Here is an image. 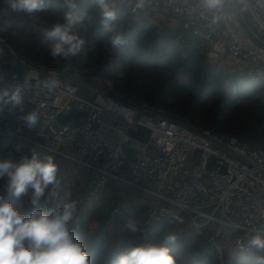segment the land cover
Returning a JSON list of instances; mask_svg holds the SVG:
<instances>
[{"label":"built area","instance_id":"obj_1","mask_svg":"<svg viewBox=\"0 0 264 264\" xmlns=\"http://www.w3.org/2000/svg\"><path fill=\"white\" fill-rule=\"evenodd\" d=\"M255 32L264 39V0H237ZM148 8L172 14L185 31L225 54L234 77L264 80V49L243 32L229 0L215 14L205 13L198 0H152ZM2 14L0 13V22ZM11 49L0 33V85L25 75L31 90L25 112L35 108L41 124L28 129L20 113H0V138L17 140L57 155L87 170L90 187L112 195L121 184L151 197L154 203L142 227L146 238L152 223L195 231L213 228L214 243L223 228L241 232L235 245L253 229L264 232V136L260 146L218 128H193L187 123L135 107L120 96L93 89L84 96L79 79L57 69L19 58L24 71L6 68ZM237 97L238 88L232 87ZM72 118L73 122L65 121ZM142 133L144 137L138 136ZM160 202H164L161 204Z\"/></svg>","mask_w":264,"mask_h":264},{"label":"clouds","instance_id":"obj_2","mask_svg":"<svg viewBox=\"0 0 264 264\" xmlns=\"http://www.w3.org/2000/svg\"><path fill=\"white\" fill-rule=\"evenodd\" d=\"M117 2L132 13L148 7L152 0H62L64 11L48 27L41 44L47 46L53 60L71 62L83 52L86 33L92 23H99L111 33L107 44L113 51L121 50L128 40L123 26L118 23ZM12 13L33 15L44 11L46 0H3ZM92 6L91 12H81V4ZM199 7L208 14H215L222 0H198ZM88 21V24L85 21ZM0 31L4 28L0 26ZM31 82L25 75L22 81L0 85V113L5 109L19 112V119L30 129L41 124L37 108L25 112V101ZM18 159L9 154L0 159V192L19 199L29 194L36 206L30 213L22 212L10 199L0 194V264H91L89 248L76 238L73 227H79V202L66 198L62 204L53 203L59 195L62 181L60 166L52 155L38 152L35 146L27 152L17 148ZM47 192V202L52 206L39 207L40 199ZM124 228L133 236L142 229L137 220L129 218ZM179 235L164 232L156 241L145 240L130 244L115 264H179L170 245H175ZM242 251L256 253L252 264H264V232L253 229L239 242Z\"/></svg>","mask_w":264,"mask_h":264},{"label":"rangeland","instance_id":"obj_3","mask_svg":"<svg viewBox=\"0 0 264 264\" xmlns=\"http://www.w3.org/2000/svg\"><path fill=\"white\" fill-rule=\"evenodd\" d=\"M7 7L8 6L3 3V0H0V13L2 14L0 26L4 28V31H0V33L8 40L11 49L17 54L20 48L26 49L31 46L32 48L37 46V43L39 41L41 42L45 30L50 27L51 24L55 22L57 16L62 14L65 10L60 4L53 7L46 4L44 11L35 12L33 15H24L12 13ZM58 11H60V13ZM128 15L130 16V24L123 29L130 27V25L135 22H146L148 26L156 29V35H160V45L166 44L168 42L166 41L167 35H174L175 32L178 33V35L182 34L184 38L180 46L184 53L189 44L194 45V43L199 42L196 38L185 35L182 30L180 18L172 14H163L155 9L148 8L145 10L144 15L135 16L131 13H128ZM247 19L251 27L255 30L250 19ZM101 28L102 26L100 28L96 27L95 32L94 30L91 32L88 28L83 52L71 62H65L59 59L53 60L48 55V51H43L44 53L41 56L39 55L37 60L27 59V61L34 65L57 69L63 74L76 77L83 85L82 94L84 96H91L93 94V89H105L116 95L124 96L120 91L121 89H118L117 84L107 78L105 74L111 73L117 78L126 77L127 67L125 62L122 61V55L125 53V49L123 47L119 51H113L111 48L106 47L105 50H100L96 42L102 35ZM20 32L21 34H19ZM126 37L129 38V36ZM20 41H25L26 44H22L20 48L17 49ZM151 47L147 49L148 52L151 51ZM199 47L202 48L205 54L206 67H208L211 72L222 74V84L230 91L232 97H236L231 90L233 85H236L238 88L236 101L224 105L220 116L217 118L219 123L214 125V127L222 128L231 121L235 122L236 126L246 122V124L251 126L250 133L248 135H244L247 134L244 133L241 137H244L245 140H243L251 146H260L264 136V80L246 81L243 77L242 80H240L241 77H234L231 74V62L227 59L225 54H220L218 56L212 55L211 47L201 41ZM10 55L11 54L8 52L6 57L7 62L11 61ZM167 87L171 88V84L168 83ZM140 108L147 109L157 115L174 116L175 119H179L188 124L190 123L189 118H184L180 115L152 109L146 105H142ZM212 126L213 125L208 124L207 120L204 119L197 127L206 128ZM18 147L24 152H27L33 146L17 140L0 139V159L8 158L9 154L18 159L20 155V153L16 151ZM37 150L41 156H54L60 166L59 177L62 184L59 195L53 203L62 204L66 198L75 199L79 202V227H73L72 229L76 238L86 232L93 236L102 229L104 222H111L110 224H112L115 217H122L123 215H130V218L134 217L142 229L154 203L151 197L145 196L121 184L113 185L112 195L107 196L103 192L94 190L90 187L91 175L87 170L57 155L42 151L38 148ZM2 184L3 180H0V187H2ZM0 194L3 193L0 192ZM30 195L31 189L29 190V194L23 197L24 199H30ZM41 199L47 204L38 205L39 207L52 206L47 202V192ZM160 203L164 204V202ZM34 208L27 210L25 213L32 212ZM136 213H138V217L135 216ZM214 229L215 227L202 231H195L193 233L190 231L191 227L186 225L183 227L171 226L164 232L174 231L179 235L176 244L169 246L177 257L179 264H188L189 259H191V247H193L196 242H199L200 245L209 244L211 253L218 257L217 259H220L221 264H240L244 261L252 262V257L256 255V253H242L238 252L236 249L235 241L241 235V232L233 231L230 228H223L222 235L214 243H210L209 239ZM141 234L142 232L136 236L132 235L133 237L130 239L129 244L140 243L145 240L156 241L161 237H152L150 239L148 235L145 238L143 234Z\"/></svg>","mask_w":264,"mask_h":264},{"label":"trees","instance_id":"obj_4","mask_svg":"<svg viewBox=\"0 0 264 264\" xmlns=\"http://www.w3.org/2000/svg\"><path fill=\"white\" fill-rule=\"evenodd\" d=\"M46 4L52 7L59 4L63 6L62 0H46ZM116 8L118 13H122L118 23L124 28L130 24V16L128 15L130 10L125 9L118 2ZM92 10L90 4H81L82 13ZM58 12L60 13V11ZM85 23L88 24V21L86 20ZM96 27L100 28L101 25L92 23L88 28L91 32L93 30L95 32ZM123 30L125 36H129V38L126 37L128 43L124 46L125 53L122 55V61L127 67V75L123 78H117L111 73L105 74L107 78L117 84L119 90L121 89L120 91L124 96L120 97L131 104L134 103L137 107L146 105L152 109L189 118L190 123L187 124L193 128H198L197 126L204 119L207 120L208 124L213 125L212 128H217L214 125L219 123L217 118L220 116L224 105L234 103L237 97H232L230 91L223 86L222 74L211 72L206 67L205 54L199 47L201 40L196 38L199 42L194 43V45L189 44L184 53L180 48L182 41H184L182 34L178 35L176 32L174 35L169 34L166 39L168 42L160 45V35H156V29L148 26L146 22L132 23L130 27ZM101 32L102 35L97 39L96 44L103 51L106 47L111 48L107 44L111 33L103 27ZM184 33L192 36L189 32ZM37 44L33 48L31 46L22 49L24 59L26 57L25 60H37L39 55L41 56L48 51L47 46L42 45L40 41ZM150 47L152 49L148 52L147 49ZM5 67L9 68V65H5ZM250 80L249 78L246 79V81ZM168 83L171 84V88L167 87ZM167 117L175 119L174 116ZM65 121L73 122L72 118L65 119ZM231 122L218 129L245 140L241 135L244 133H247L244 135H248L251 126L246 122L237 126L235 122ZM137 135L144 137L142 133H137ZM3 195L24 213L35 207L31 204L30 199H24L23 196L17 199L9 197L6 193ZM43 204L47 203L40 199L39 206ZM135 216L138 217V213ZM129 218L130 215L115 217L112 224H110L111 222H104L102 229L95 235L92 236L86 232L77 237L78 240L88 246L91 264H115L116 258L127 250L130 239L133 237L124 228V224ZM171 226L168 223H152L147 227L148 236L150 239L159 237ZM190 231L195 232L193 229ZM210 250L209 244L200 245L199 242H196L191 247V259H189L188 264H221L220 259H217L218 257L214 256ZM240 264H252V262L244 261Z\"/></svg>","mask_w":264,"mask_h":264},{"label":"water","instance_id":"obj_5","mask_svg":"<svg viewBox=\"0 0 264 264\" xmlns=\"http://www.w3.org/2000/svg\"><path fill=\"white\" fill-rule=\"evenodd\" d=\"M230 5L233 9V12L243 30L245 35L251 40L253 44L256 46L264 49V39L258 36V34L254 31V29L251 27L248 19L246 16L241 12L237 0H229ZM133 106L137 107L136 105L133 104ZM0 139H4L1 137Z\"/></svg>","mask_w":264,"mask_h":264},{"label":"crops","instance_id":"obj_6","mask_svg":"<svg viewBox=\"0 0 264 264\" xmlns=\"http://www.w3.org/2000/svg\"><path fill=\"white\" fill-rule=\"evenodd\" d=\"M0 24H1V22H0ZM182 26V25H181ZM182 30L184 31V32H187V31H185L184 29H183V27H182ZM19 34H21V32L19 33ZM6 41H7V43L9 44V42H8V40L6 39ZM22 44H26V42L25 41H20L19 42V47L17 48V49H19L20 48V46L22 45ZM9 46H11L10 44H9ZM22 49L23 48H20V50L18 51V54L16 53V55H12V53L11 52H9L11 55V61H9L8 63H9V69H16V70H19L20 72H22V71H24V67L21 65V63H20V60H19V58H22V57H24L23 55H22V53H24V51H22ZM8 54V53H7ZM7 54H6V57H7ZM22 57H21V56ZM5 57V58H6ZM22 59H24V58H22ZM41 67H44V66H41ZM47 68V67H46ZM243 79H247L246 77H243ZM240 80H242V77L240 78Z\"/></svg>","mask_w":264,"mask_h":264}]
</instances>
